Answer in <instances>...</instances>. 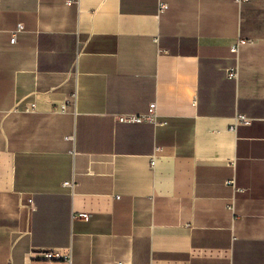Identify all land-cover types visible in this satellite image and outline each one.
Returning <instances> with one entry per match:
<instances>
[{"label": "crops", "instance_id": "crops-1", "mask_svg": "<svg viewBox=\"0 0 264 264\" xmlns=\"http://www.w3.org/2000/svg\"><path fill=\"white\" fill-rule=\"evenodd\" d=\"M119 263L264 264V0H0V264Z\"/></svg>", "mask_w": 264, "mask_h": 264}, {"label": "built area", "instance_id": "built-area-1", "mask_svg": "<svg viewBox=\"0 0 264 264\" xmlns=\"http://www.w3.org/2000/svg\"><path fill=\"white\" fill-rule=\"evenodd\" d=\"M167 5L164 2L160 3V8L161 10L166 8ZM24 28V26L19 23L17 25V27L12 31L11 33V41L15 42L16 37H17V33H19L20 31H22ZM240 41L235 44L234 46H232L231 50L234 53H238L239 50V45H240ZM238 74L237 69H231L229 72V75L231 77H236ZM32 108H35V104L32 105ZM155 110H156V103H151L150 105V110L149 113L147 115H129L126 117H121L120 120L121 121H126V122H142L145 119H151L153 116H155ZM253 121V119L251 117H248L245 114H238L235 117V125L238 124H250ZM65 185L70 187L72 190H74L75 188V181L74 179L66 181ZM42 257L45 260H61V259H66L71 261V249H61V248H55V249H50V250H46L42 253ZM119 264H123V263H119Z\"/></svg>", "mask_w": 264, "mask_h": 264}]
</instances>
